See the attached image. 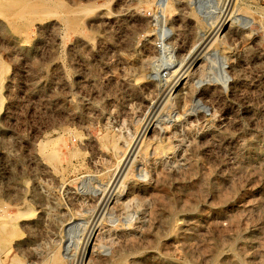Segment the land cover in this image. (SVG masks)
Segmentation results:
<instances>
[{
	"label": "rangeland",
	"instance_id": "obj_1",
	"mask_svg": "<svg viewBox=\"0 0 264 264\" xmlns=\"http://www.w3.org/2000/svg\"><path fill=\"white\" fill-rule=\"evenodd\" d=\"M0 264H264V0H0Z\"/></svg>",
	"mask_w": 264,
	"mask_h": 264
},
{
	"label": "bare ground",
	"instance_id": "obj_2",
	"mask_svg": "<svg viewBox=\"0 0 264 264\" xmlns=\"http://www.w3.org/2000/svg\"><path fill=\"white\" fill-rule=\"evenodd\" d=\"M181 7V6H180ZM222 17V16H221ZM226 19V18H225ZM219 23H218V25H220V23H221V25H220V28L223 26V25H225L226 24V20H223L222 22H220V21H218ZM228 25V24H227ZM213 28V27H212ZM219 28V27H218ZM216 27L212 30V31H210L207 35H206V33H205V37L204 38H202L199 42H197L198 44L196 45L195 44V47L193 48L194 50L192 51V53H191V56H190V58H189V61H188V63H189V66L191 65V64H194V63H196L198 60H199V58H200V60H201V53H206V52H208V51H205L206 50V47H209V46H211L212 45V43H213V38L215 39V35L217 36V33H216ZM222 29V28H221ZM226 29V28H225ZM209 30H210V28H209ZM208 30V31H209ZM220 31V30H219ZM223 32V31H222ZM227 32V31H226ZM203 35L204 34H202V37H203ZM204 54H203V56L202 57H204ZM205 55H207V54H205ZM199 60V61H200ZM188 63H187V65H188ZM198 65V64H197ZM179 66V65H178ZM186 65H184L183 67H185ZM168 67V66H167ZM183 67H181V70L182 71H184V69H183ZM177 69H179V68H177ZM177 69H175V71L177 70ZM180 70V71H181ZM182 73V72H181ZM185 74V73H184ZM183 75V74H182ZM177 76H178V74H177ZM176 78V77H175ZM176 80V79H175ZM179 80H180V78H178V80L177 81H175V82H173V85H172V87L171 88H174V87H176V85H177V83L179 82ZM181 84V83H180ZM168 88V87H167ZM177 88V87H176ZM165 93V92H164ZM162 96L164 97V95H160V96H158V97H156L155 98V101H153V104H152V109H150L151 111H154L157 107H158V105H159V103H160V101H161V99H162ZM165 96H166V94H165ZM155 112V111H154ZM153 112V113H154ZM151 113V112H150ZM152 113V114H153ZM152 120V119H151ZM149 127H151L150 126V123H148V124H146V127H145V129H147V128H149ZM136 145L137 144H140V148H142L144 145H143V142H141V141H139V139H138V141L136 140ZM115 146V145H114ZM133 148V147H132ZM139 148V147H138ZM133 151V150H132ZM48 152V151H47ZM129 153H130V151H129ZM129 153H127V157H128V155H130ZM51 154H53V156H56L57 157V153H54V152H51ZM125 156V157H126ZM125 159V158H124ZM53 161V160H52ZM127 163V162H126ZM124 165V164H123ZM124 167V166H123ZM121 169V168H120ZM122 170V169H121ZM120 171V170H119ZM122 172V171H121ZM119 173V172H118ZM117 173V174H118ZM122 174V173H121ZM117 176V175H116ZM114 180H115V178H114ZM110 199V198H109ZM78 220V219H77ZM80 221V220H79ZM78 222V221H77ZM89 246V245H88Z\"/></svg>",
	"mask_w": 264,
	"mask_h": 264
}]
</instances>
